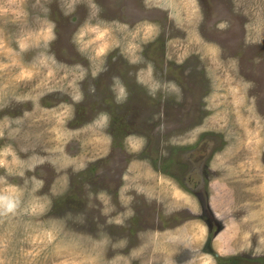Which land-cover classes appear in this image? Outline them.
<instances>
[{"label": "rangeland", "instance_id": "374dc122", "mask_svg": "<svg viewBox=\"0 0 264 264\" xmlns=\"http://www.w3.org/2000/svg\"><path fill=\"white\" fill-rule=\"evenodd\" d=\"M156 1L0 0V264H264V0Z\"/></svg>", "mask_w": 264, "mask_h": 264}, {"label": "clouds", "instance_id": "9594fccd", "mask_svg": "<svg viewBox=\"0 0 264 264\" xmlns=\"http://www.w3.org/2000/svg\"><path fill=\"white\" fill-rule=\"evenodd\" d=\"M20 207V200L10 194L0 193V216L15 214Z\"/></svg>", "mask_w": 264, "mask_h": 264}, {"label": "flooded vegetation", "instance_id": "af4514ba", "mask_svg": "<svg viewBox=\"0 0 264 264\" xmlns=\"http://www.w3.org/2000/svg\"><path fill=\"white\" fill-rule=\"evenodd\" d=\"M155 2H157V1L155 0ZM157 3H158V2H157ZM149 8H153V7H149ZM219 19H220V18H219L218 16H216V17H212V21H213V22H218ZM203 20H204V19H203ZM189 178L192 180V177H189ZM194 192H196V191H194ZM206 199H207V198H206V196H205V199H204L205 204L207 203ZM229 260H230L229 262L231 263V259H229ZM219 261H220V260H219ZM233 261H234V263H235V260H233ZM222 262H225V261H221V263H222ZM230 263H226V264H230ZM234 263H232V264H234Z\"/></svg>", "mask_w": 264, "mask_h": 264}, {"label": "crops", "instance_id": "0c3cea01", "mask_svg": "<svg viewBox=\"0 0 264 264\" xmlns=\"http://www.w3.org/2000/svg\"><path fill=\"white\" fill-rule=\"evenodd\" d=\"M261 234H262V231H261ZM258 239H259V242H260V244H262V243H261V239H260V236L258 237Z\"/></svg>", "mask_w": 264, "mask_h": 264}]
</instances>
